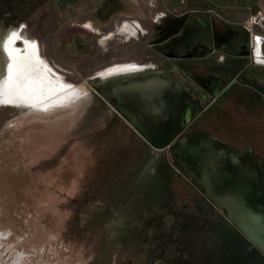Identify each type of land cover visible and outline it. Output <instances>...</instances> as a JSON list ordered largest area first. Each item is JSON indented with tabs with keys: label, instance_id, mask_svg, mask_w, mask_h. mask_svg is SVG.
I'll return each mask as SVG.
<instances>
[{
	"label": "rangeland",
	"instance_id": "rangeland-1",
	"mask_svg": "<svg viewBox=\"0 0 264 264\" xmlns=\"http://www.w3.org/2000/svg\"><path fill=\"white\" fill-rule=\"evenodd\" d=\"M19 2L0 0V29L23 25L49 74L80 95L45 111L0 107V264H264L224 211L183 176L170 151L144 143L114 101L95 93L94 86L123 77L101 78L108 69L150 65L141 60L149 39L126 35L127 24L125 35L119 28L107 34L109 22L84 18L87 7ZM130 2L118 18L151 26L153 37L159 29L148 14L163 12V2L169 11L192 7L191 0ZM169 11L161 22L173 17ZM86 21L106 32L100 43L82 28ZM248 29L252 39L264 35L259 26ZM15 46L25 50L21 39ZM251 145L264 163V141Z\"/></svg>",
	"mask_w": 264,
	"mask_h": 264
},
{
	"label": "flooded vegetation",
	"instance_id": "flooded-vegetation-1",
	"mask_svg": "<svg viewBox=\"0 0 264 264\" xmlns=\"http://www.w3.org/2000/svg\"><path fill=\"white\" fill-rule=\"evenodd\" d=\"M45 1L50 2L49 9L51 5L68 10L87 7L83 12L84 18L88 20L92 16L101 25L109 22L112 31L107 30V34L114 35L117 28L119 34H124L121 31L127 24L126 35L139 40L138 33L149 39L144 48L148 54L145 53L141 60L150 65L144 69V65L134 64L142 70L133 71L136 73L128 77L133 81L166 82L191 100L192 105L184 109L185 113L181 112L179 104L175 105L174 120L181 121L180 125L184 126L175 138L200 132L234 147H248L264 167L262 158L256 155L255 147L251 145L264 141V94L254 86L264 87V43L256 46L251 31L244 24L221 16L220 19H212L210 13L196 8L169 11L163 2V12H158L155 18L148 14L159 29L153 37L151 26L130 15H125L127 20L118 18L124 14L121 12L133 7V2H130L133 0ZM93 1L94 8L88 10ZM39 2L42 0H24L21 4L20 0L19 4L29 6ZM166 11L173 17L165 24L161 20L167 18ZM82 28L98 34L97 43L106 33L87 21ZM150 51L169 64L163 66L151 62ZM96 87L107 96L111 88L109 84ZM109 97L115 104L114 97Z\"/></svg>",
	"mask_w": 264,
	"mask_h": 264
},
{
	"label": "water",
	"instance_id": "water-1",
	"mask_svg": "<svg viewBox=\"0 0 264 264\" xmlns=\"http://www.w3.org/2000/svg\"><path fill=\"white\" fill-rule=\"evenodd\" d=\"M128 75L108 83L115 109L149 146L168 149L183 176L191 178L204 197L224 211L225 219L264 256L261 160L248 147H234L204 133L175 138L184 127L174 120L175 105L185 113L191 100L166 82L133 81ZM254 86L264 94V87Z\"/></svg>",
	"mask_w": 264,
	"mask_h": 264
},
{
	"label": "bare ground",
	"instance_id": "bare-ground-1",
	"mask_svg": "<svg viewBox=\"0 0 264 264\" xmlns=\"http://www.w3.org/2000/svg\"><path fill=\"white\" fill-rule=\"evenodd\" d=\"M22 31L21 25L2 26L0 29V107L6 105L45 111L79 96L78 89L54 80L48 72V64L38 53L37 44L23 36ZM14 32L17 35H13ZM16 39L23 41L25 50L15 46ZM137 70L139 68L134 64L116 65L100 77L131 74Z\"/></svg>",
	"mask_w": 264,
	"mask_h": 264
},
{
	"label": "crops",
	"instance_id": "crops-1",
	"mask_svg": "<svg viewBox=\"0 0 264 264\" xmlns=\"http://www.w3.org/2000/svg\"><path fill=\"white\" fill-rule=\"evenodd\" d=\"M191 3V8L215 13L244 25L250 16L258 12L264 15V0H191Z\"/></svg>",
	"mask_w": 264,
	"mask_h": 264
},
{
	"label": "built area",
	"instance_id": "built-area-1",
	"mask_svg": "<svg viewBox=\"0 0 264 264\" xmlns=\"http://www.w3.org/2000/svg\"><path fill=\"white\" fill-rule=\"evenodd\" d=\"M248 22H249L248 25L250 26V29L253 28L254 26H259L264 30V15L261 14L260 12H258L255 15L250 16ZM254 39L257 40L259 44L264 43V35L262 34L254 35Z\"/></svg>",
	"mask_w": 264,
	"mask_h": 264
},
{
	"label": "snow or ice",
	"instance_id": "snow-or-ice-1",
	"mask_svg": "<svg viewBox=\"0 0 264 264\" xmlns=\"http://www.w3.org/2000/svg\"><path fill=\"white\" fill-rule=\"evenodd\" d=\"M23 27H24V26H23V25H21V28H23ZM13 35H17V33H15V32H14V33H13ZM258 39H259V38H258ZM0 102H2V101H0Z\"/></svg>",
	"mask_w": 264,
	"mask_h": 264
}]
</instances>
